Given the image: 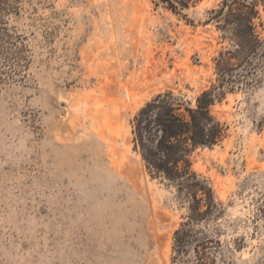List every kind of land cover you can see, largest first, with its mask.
Masks as SVG:
<instances>
[{
  "label": "rangeland",
  "instance_id": "1",
  "mask_svg": "<svg viewBox=\"0 0 264 264\" xmlns=\"http://www.w3.org/2000/svg\"><path fill=\"white\" fill-rule=\"evenodd\" d=\"M221 2L17 0L27 66L0 77V264H197L194 245L173 250L188 205L147 173L131 121L159 93L193 106L215 86ZM255 25L264 40L261 9ZM241 72L210 109L224 138L190 156L221 211L199 226L206 264H264V67L249 85Z\"/></svg>",
  "mask_w": 264,
  "mask_h": 264
},
{
  "label": "trees",
  "instance_id": "2",
  "mask_svg": "<svg viewBox=\"0 0 264 264\" xmlns=\"http://www.w3.org/2000/svg\"><path fill=\"white\" fill-rule=\"evenodd\" d=\"M153 1L174 13L187 9L193 2ZM16 2L0 0V77L5 75L9 79L17 75L23 79L27 66L26 59L19 57L21 39L7 25L8 16L16 13ZM260 9L264 11V0H222L211 14L216 29L231 43V48L216 59L215 86L201 92L193 106L171 91L159 93L131 121L133 150L140 156L147 173L174 187L188 205L186 221L174 233L173 250L179 258L187 255L188 248L194 245L197 264H206L207 251L213 244L199 226L221 211L207 181L192 171L190 156L196 149L217 145L224 138L225 129L210 109L225 89L239 82L234 80L233 73L242 71L237 74L249 85L257 80L251 78L257 69L264 67V40L255 25Z\"/></svg>",
  "mask_w": 264,
  "mask_h": 264
}]
</instances>
